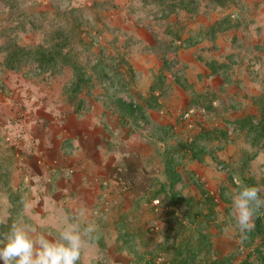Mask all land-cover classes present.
Instances as JSON below:
<instances>
[{"label": "rangeland", "instance_id": "1", "mask_svg": "<svg viewBox=\"0 0 264 264\" xmlns=\"http://www.w3.org/2000/svg\"><path fill=\"white\" fill-rule=\"evenodd\" d=\"M262 106L264 0H0V213L54 232L83 210L80 264H264V209L225 231L264 187Z\"/></svg>", "mask_w": 264, "mask_h": 264}, {"label": "clouds", "instance_id": "2", "mask_svg": "<svg viewBox=\"0 0 264 264\" xmlns=\"http://www.w3.org/2000/svg\"><path fill=\"white\" fill-rule=\"evenodd\" d=\"M264 187L240 185L231 194L232 228L241 241L255 228V218L264 209ZM59 223L54 232L23 218L12 222L0 213V264H80L84 250L99 240V226L86 219L83 210L56 213Z\"/></svg>", "mask_w": 264, "mask_h": 264}, {"label": "trees", "instance_id": "3", "mask_svg": "<svg viewBox=\"0 0 264 264\" xmlns=\"http://www.w3.org/2000/svg\"><path fill=\"white\" fill-rule=\"evenodd\" d=\"M21 54L27 56V58L35 59L40 67L45 65H54L59 61H63L64 57H61V44L53 45L51 47L36 46L32 48L16 47L15 50L9 52L5 58V63L8 68H14L16 60L20 59ZM77 81L75 83L76 89H78L83 81L81 74H77ZM262 116L260 119V129H264V106L261 107ZM260 231V220L255 221V229Z\"/></svg>", "mask_w": 264, "mask_h": 264}, {"label": "built area", "instance_id": "4", "mask_svg": "<svg viewBox=\"0 0 264 264\" xmlns=\"http://www.w3.org/2000/svg\"><path fill=\"white\" fill-rule=\"evenodd\" d=\"M192 110L186 111L185 113L182 114L181 119L189 125V127H192L191 124H193V120H192ZM212 196V195H211ZM214 198V200L217 202L218 201V196H212Z\"/></svg>", "mask_w": 264, "mask_h": 264}]
</instances>
